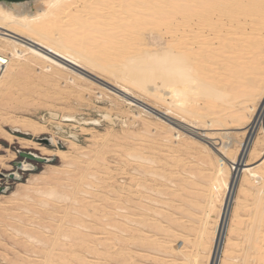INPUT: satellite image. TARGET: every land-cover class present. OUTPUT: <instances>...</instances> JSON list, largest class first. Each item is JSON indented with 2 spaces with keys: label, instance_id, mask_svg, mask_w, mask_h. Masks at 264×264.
Masks as SVG:
<instances>
[{
  "label": "bare ground",
  "instance_id": "bare-ground-1",
  "mask_svg": "<svg viewBox=\"0 0 264 264\" xmlns=\"http://www.w3.org/2000/svg\"><path fill=\"white\" fill-rule=\"evenodd\" d=\"M165 35H167V37H165ZM0 54H4L9 58V62L0 78V105L2 104L3 106L7 105V107L11 108L10 100L12 97H13L12 100H14V94L16 93L14 90L18 89L19 91L20 89H22L24 91V86H26V84L28 86L27 88H29L31 91H32V88L36 87L34 91L35 95H40L39 91L36 94V89L38 88L37 86L41 88L40 84L42 83H43L42 85H44L45 83L47 85L51 84V88L54 85L55 86L54 88L57 89V93H59L60 96L62 94H65L64 92H66L65 89H67V87H70V85L67 86L64 89V92L61 93L62 85H64L65 87L66 84L67 85L72 84L71 87L73 88V91H77L78 89L75 90V88L77 87V80H80V81L82 80L84 82H90V83L98 85L96 83L97 81L94 82L92 79L85 76V74L81 71L83 69L107 81L108 83L116 87L115 89H119L123 93L120 94L118 92L112 91L106 87L101 86L100 85L101 83H100L99 85L101 86L102 90L104 91L107 90L115 94L123 102L131 106H137L141 110L140 113L138 112L136 114H130L129 119L131 120L141 118L142 116L141 114H143L144 112L146 113V115L147 113H150L145 108H143L140 104V102L143 104H147V103L134 95L133 90L135 89V90L142 92L146 96H149L150 98H152L154 100V104L159 105V106L160 104L164 105L165 109L163 111L162 110L160 111H162L164 114L168 115L169 117L175 119L176 121H179L181 123L185 121L186 123L189 124V126L187 127L191 128L195 126L198 127V125H201L200 127L201 133L196 137L195 136L189 137L188 135H186L187 131H185L184 129L182 130V129L177 128L176 126H174V124L168 123L158 116H156V121L154 123H149L147 122V120L145 121V119H143L144 120L143 124L145 126L144 132H148L149 135L152 132L157 133V136L159 138H163V141L168 143V145H165V146L167 148L169 147L170 150L172 151H176L178 149L180 150L181 147L182 148L183 147L185 148L186 146L190 147L191 145L193 146L196 142H198L199 144H201V147L204 149L205 151L204 153H206L203 156L204 162L205 161L207 162L208 160L209 161L208 164H210L211 163L210 159L213 160V158H217L215 159L216 160L215 165H213L215 166L214 167V177H212L211 179L212 182L209 183L211 184V187H210V194L208 196L209 197L208 204L210 207L209 213L210 212L216 213V217L220 219L219 233L214 237L215 227L210 228L208 226L209 222L205 220L200 228L199 239L196 240L197 241L196 244L198 247L196 251L199 248H208L209 251L207 255V260L205 259L206 264H216L218 262L217 255L219 252V243H220L221 235H222V232L225 226V215H226V211L228 207V202L230 198L232 200V197H231L232 188H234V185L236 186L235 183H237L236 180L238 176H236V173L238 170V166H241V167L243 166L242 164L244 160L242 159H244L246 155H249L251 157H254L253 155H258V156L261 155L262 158L264 157V145H263L264 143L262 144L261 142L263 146L261 148V151H258L257 146L259 143L258 141L260 140H257L256 137H255L256 140H254V132H253V130L257 127L258 123L262 120V117H263L262 114H264V0H24V1H15V2L14 1L13 2L0 1ZM25 78H27L28 81L25 82L24 81ZM29 79H30V82H29ZM31 81L34 84H32ZM120 81L122 83L125 82L127 84L121 85ZM29 85L31 88L29 87ZM127 85L129 87H127ZM19 86L21 87L20 89H19ZM130 86H132V88H130ZM48 87H50V85ZM29 89H27V91H29ZM49 89L50 88L46 89L45 91L41 88L39 90L41 91L43 90L44 93L43 91L42 92L40 91L41 93H43L42 96L47 97L46 92H48ZM25 90H26V87H25ZM87 90L88 89H85L84 91H87ZM53 91H56V90H53ZM69 91L71 90H67V92ZM78 93L81 94L80 91ZM54 94H51V96H53ZM16 95H20V94L16 93ZM31 95H34V94L32 93ZM72 95L73 94H71L70 92V95L68 96L72 97ZM23 96H25L24 92L22 96H17V97L23 98ZM40 96L38 98H40ZM56 96H58V94L53 96V98ZM17 97H15V100L17 99V101L15 100L13 101V102H16L14 103L15 105L17 104L18 101H19L18 104L21 103ZM64 97H67V96L64 95ZM59 98L62 99L61 97ZM57 100L59 101V99ZM4 102L5 103L8 102L10 106H8L7 103L4 105ZM22 104L24 103L22 102ZM22 104H20V106H22ZM17 107H19V105ZM6 108L4 107L3 109H6ZM111 108H112V105H111ZM150 117H153V116H150ZM8 119L10 120V118ZM3 121H5V119ZM114 121L116 120L114 119ZM115 127H116V124H115ZM209 128H213V129L219 128V130H224V129L228 130L231 128L243 129V133L245 134L246 137L244 141L240 143L239 152L235 151L238 154L237 155L234 154V156H232L233 154L232 150L225 143H223L221 147H217L216 144L214 143L213 145L211 143L208 144L207 143L208 141L206 140V136H208V133L206 132V130H210ZM262 129L264 130V126L263 128L261 127V130ZM33 130L39 131L40 134L45 133L43 128H41L40 130L35 128ZM105 134L107 135V137H109L107 133ZM229 134L230 133L225 132L224 134H221V135L228 137ZM3 135H4V139L6 140H9V141L15 140L13 138L14 135H12L11 133L3 134ZM168 135H170V137ZM128 136L129 135H127V138H126L127 140H128ZM224 136L222 137L224 138ZM186 137L189 139H187ZM121 139L123 138L121 137ZM52 140H55L54 137H52ZM188 140H191L189 144H188L189 142ZM192 140H198V141H195V142L193 141L194 142L193 144ZM202 140L207 141V142H203ZM19 141L27 145L32 144V146L36 144L37 148L41 149L45 155L46 154L49 155L52 153L55 156H59L61 158H69L67 157V152L63 151L62 149L49 150L47 148L39 146L38 143H34V141L30 139L23 138V139H20ZM115 141L113 143H115ZM198 143L195 144V146L198 145L197 147H199L200 145ZM71 145L73 146L72 150L74 149V151L82 153L80 151L81 149L80 146H76L74 142L71 143ZM214 145H215V148H214ZM99 146L100 145H98L97 147ZM92 148H91V151H92ZM98 149H100V147ZM169 149H167L168 152H169ZM183 149H181L182 152H183ZM100 150L96 151V154L98 152H99L98 154H100L101 153ZM103 151L101 155L103 154ZM109 152L111 151L109 150ZM176 152H177V155L179 156L178 151ZM75 155H78V153H76ZM90 155L91 154L87 153V157ZM92 156H93V151H92ZM83 157H86V156L83 155ZM138 157L146 165L142 167L139 166L138 169L135 170L137 171V173L135 175L132 174L133 176H132L131 181L133 183L135 182L133 186H137L138 188L139 186H142V190L144 189L146 190V188L150 186H148L149 184L146 185L147 183L144 184L145 183L144 179H146L147 176L152 177V176L158 175V173L154 171V166L155 164H157V161L160 160L159 158L160 154H159V157H154V158L149 157V156L148 157L138 156ZM172 157L177 158L175 155ZM12 158L10 159L7 158V159L11 160ZM74 158L72 160H74ZM79 158L78 160L83 159V158H80V159ZM7 159L5 158V160ZM87 159H91V158H87ZM100 159L98 163L101 162ZM70 160H68L67 162L70 163L69 162ZM78 160L76 161L78 162ZM173 160L175 159L173 158ZM164 161L169 162L166 159H164ZM1 162H0V165H1ZM103 162H104L103 164L104 166L105 161ZM82 163L83 162H81V164L78 163L77 164L78 166L75 163L76 167L73 166L74 169L80 167V165L84 166L83 164L85 163L83 164ZM95 163H96L95 168L98 171L96 172L95 168L93 169L92 167L93 172L90 174L88 172V174H85V175H88V177L84 176V178L85 177L89 178V176L92 179L97 178L95 174L99 173V169L100 167H102L100 165L102 164L99 163L100 164L99 165L100 167H99L97 161ZM199 163H203V159ZM68 165L69 164H67V166ZM92 165H95V164H92ZM30 166L31 165H28L26 166V168H29ZM61 166L64 167V164L62 163ZM82 166L81 168H85V166L84 167ZM97 166L99 169L97 168ZM107 166L106 167L104 166L102 169L104 170L105 168L107 169ZM244 166L245 167L241 168V171L243 173V176L241 177L242 179L241 182L243 185L241 192L242 194H244L247 189L252 188V187L257 189L258 197H257V200L255 199L256 201L255 209H257V212L258 210H260V213L257 216V212L255 211L257 217H255V219L253 217L254 220L252 224L249 223V225H247L249 227L251 224L248 232L251 231L249 233H251L252 235H249L248 237H246V241L248 243L256 242L259 244L257 245V247H254L255 255L253 256V255L248 254L249 252H246V248L249 244L248 243L246 244L245 242L244 245H247V246L245 248L244 253H245V256L247 253V256L245 258H243L244 256L242 257L244 259L242 260V264L245 262L248 263L250 259L256 260L259 263L261 262L262 264H264V252H262L264 250V243L262 242L264 241V236L256 235L255 237L256 232L259 231L258 232L259 234L262 233L260 227L264 224V213H263L264 212V160L263 162L259 164H253V163L248 162V160H245ZM53 170H54V167H53ZM53 170H46V172L48 171L51 172ZM69 171H66V172H69ZM56 172H57V169H56ZM72 172H73V169H72ZM52 173H55V171H53ZM58 173H59V168H58ZM70 173H67V175L65 174L66 177L69 176L68 174ZM60 174L63 175L62 173H59V175ZM74 174L76 175V173ZM101 174L103 175V172ZM101 174H97V175L99 176ZM70 175L73 176V174H70ZM163 176L166 177V175H163ZM46 177H47L46 179H49L50 177L51 178L54 177V175L49 176V178L48 176ZM199 177L201 178L202 176H199ZM35 178H33L32 180L30 179L29 182L31 181L30 183L32 184L33 183L32 181ZM91 178L89 179L91 180ZM40 179H38L37 181L39 182ZM62 179H64L63 176H62ZM72 179H71V183L72 182L76 183L75 182L76 179L75 181H73ZM48 181H50V179ZM96 181L98 182V180ZM96 181L92 180L88 182L92 183ZM99 181L101 182V179ZM200 181H203V180H200ZM38 182L37 184H35L34 182L35 187L36 185H38ZM41 182L42 180L39 182V184ZM30 183L28 184L31 185ZM46 183L50 186L48 182ZM67 183H68V180H67ZM83 183H81L80 187L85 186L87 184V182H85L86 184L82 185ZM55 185L58 186V183ZM71 185L73 186V184ZM77 185H78V182H77ZM143 185L144 186L146 185L148 187L144 188ZM23 186L24 185H22V187ZM40 186L41 185H38V187ZM87 186H89V188L91 187L93 188V186L89 184H87L86 187ZM191 186H192L191 184H188V187L191 188ZM60 187L61 185L59 186V189L63 188V186L61 188ZM68 187L69 186L67 185L66 188ZM57 188L54 186V188L51 187V190L50 188L49 190L50 192H52L53 190ZM155 188L156 187H154V191L158 192V189H156L157 190L156 191ZM29 189L31 190V188ZM29 189L27 188V190ZM25 190L26 189H24V191ZM78 190L80 191V189ZM149 190H151V188ZM16 191L17 192L15 193L19 195L18 191L20 190H16ZM39 191L41 192V190ZM42 191L45 192V190H42ZM120 191L123 195L121 198L119 197L120 199H118L119 201L116 204L117 206H115L116 207L115 210H117L116 212L117 218L113 222H109V224H107L108 226L110 225L112 226V227H109L110 229L108 228V231H107L108 237L110 235L109 239L110 238L114 239L113 237L114 233L112 230L115 231L114 228H117L120 231V234L117 236V233H115L117 236L115 240L117 239V240L125 242V239L127 240L132 239L133 241L134 240L136 241L135 243H137V241L142 242L141 245L144 244V242L146 241L147 242L151 241L152 239H154L153 238L154 233H151L152 237H150L149 233H146L151 227V225L149 224V220H148L149 217H151L149 216L151 214L148 211H146V213L148 212L147 214H149L148 216L146 215V213H144L145 212L144 209L150 205H148L147 203H145L146 201H144V203L147 205V206H144V204L140 201L141 200L140 198H139L140 200H137L138 193L136 191L130 190L127 184L123 186ZM222 191H224V195H222ZM27 192L29 193V195H31L30 197L28 196L29 199L28 197L27 198L25 197L26 196L25 194H24L25 195L24 197H22L23 194L21 195V193L19 196L24 198L25 201L28 200L27 202L33 203L34 200L32 199H34V197L32 196H34V192H31V194L29 191ZM56 192L59 193V191L57 190ZM150 192H152V190L146 192V194L149 193L147 195L153 197L152 195L153 193H151L150 195ZM45 193L47 194V192ZM45 193L43 195H45ZM57 193L56 194L50 193V194H52V196H55V195L57 196L58 195ZM62 193L64 194V192ZM62 193H60V196H61L60 198H67L66 196L67 192L65 193V195H63V197H62ZM187 193H190V192L187 191ZM246 194L248 193L246 192ZM118 195L121 196V194H118ZM143 195L144 194H142V196ZM249 195L245 196L244 194L245 197ZM142 196L140 197L142 198ZM187 196L189 198L188 194ZM193 196L194 195L191 194V198ZM21 197L19 198L18 201L22 199ZM31 197H32L31 199L32 201L30 200ZM43 197L46 198L49 196L47 195ZM251 197H255V196H251ZM55 198L57 199L58 196ZM60 198L59 200H61ZM153 198L151 199L153 200ZM57 200L55 201L57 202ZM68 200H71L69 195H68ZM152 200H151V203H154V205H156L157 203L155 202V198H154V202H152ZM181 200L182 199H180V201ZM251 201H253V198ZM2 202L8 203V201L7 202L2 201ZM14 202L15 201H13L12 204H14ZM39 202H41V205H43L42 200L41 201L39 200ZM44 203L47 205L46 202ZM37 204L40 205V203H37ZM49 205H47V207ZM194 205L195 204H193V207ZM153 208H156V207H153ZM157 209L159 210V208H156V210ZM33 210H35V208ZM248 211L249 210H247V212ZM35 213H34V216H35ZM209 213H206L205 219H207V217L209 216ZM250 213L251 212H249V215ZM155 215L156 213L154 214V216ZM235 216H236V213L233 216V219L231 221V228H230L231 230L229 229L230 230L229 232L232 231V226L235 224L234 223ZM140 217L142 219H140ZM226 218H227V215H226ZM14 220H16V218H14ZM154 220H157V218L156 219L154 218ZM18 222L19 220H17V223ZM172 223L174 224V221ZM33 224L36 225V223L34 222ZM237 224H240V223H237ZM16 225H19V224H16ZM44 227L46 228L47 226L41 225L42 229H44ZM145 227H149V229L147 230ZM47 228L41 231H45L47 230ZM16 230L18 231L19 229H16ZM37 230H39L38 227H37ZM50 230L51 229L49 228V231ZM176 231L174 233H176ZM19 232H21V230H19ZM177 232H178L177 234L179 235V231ZM234 232H235V229L233 230V233ZM26 234L24 236L29 235V234L28 235ZM182 234L183 233H181V235ZM242 234H245V233L243 232ZM21 235L23 234L21 233ZM32 235H30V237ZM183 236L184 235H182V237ZM187 236L189 237V235H186L184 237H187ZM158 237H160L158 241L162 242L163 238H161V236H158ZM184 237L183 239L186 240V238ZM156 239L157 238L155 237V242L157 241ZM31 240L32 241L37 240V238L31 239ZM103 240H105V237ZM108 240L105 243H107ZM165 240L167 241V239ZM37 241L35 242L37 243ZM40 241L42 240L39 239V242ZM120 241H118L119 246L121 244ZM228 241H230V237L228 238ZM178 244L179 245H174L172 255L173 253L179 254L183 252V250L182 251L180 250L181 249L180 244H182V242L181 243L178 242ZM45 245L47 244L45 243ZM109 245L111 247V242L110 244L106 245L108 250L110 249V247H108ZM121 245L123 246V244ZM133 245H137V244H133ZM229 249L230 247L228 245L227 249H225V251L224 250L222 251L225 255V258L223 259V261L221 259V263L223 262V264L225 263L224 261L229 259V257H227L226 255H229L230 257L231 255H233L228 252ZM131 250L134 251V249H131ZM111 252H113V250ZM111 252L110 250L107 252L108 253L107 256L109 258L113 256ZM117 253L119 255L118 258L120 257L121 261H126L129 258L128 254H127L128 258L125 257L126 253L123 251V248L121 251L118 250ZM122 255H124V257H122ZM120 259H117V260H120ZM196 259L197 257H195V260L190 261L189 264H198L197 262L198 260ZM237 260L238 259L233 260V261H237ZM112 262L113 261L111 262L109 261L110 264H112ZM250 262L251 261H249V263ZM137 263L139 264L138 261ZM221 263L219 261L218 264H221ZM114 264H117V262Z\"/></svg>",
  "mask_w": 264,
  "mask_h": 264
},
{
  "label": "rangeland",
  "instance_id": "rangeland-1",
  "mask_svg": "<svg viewBox=\"0 0 264 264\" xmlns=\"http://www.w3.org/2000/svg\"><path fill=\"white\" fill-rule=\"evenodd\" d=\"M165 37H167V35H165ZM24 42H25V40H24ZM84 71H82V72L85 74V76L89 77L94 82L97 81L96 83L98 85L90 83V82H84L82 80L81 81L77 80V87L75 88V90L78 89L77 91L78 92L80 91L81 94H79L77 91H73V88L71 87L72 84H68V85L66 84L65 87H64V85L61 86L62 87L61 93L64 92V89L67 86L70 85V87H67V89H65L66 92H64L65 94H62L60 96L59 93H57V89L54 88L55 87L54 85L51 88V84L48 83L50 85V87H48L49 85H47L46 83H45L46 85L45 84L42 85L43 84L42 83V84H40V87L43 90L46 91V89H48V88H50V89L48 92H46V94H47V97H46V96H42L44 91L42 90L43 93H41L42 91L39 90L41 88H39V86H37L38 88L36 89V94L39 91V93L41 95L40 96V95H35V93H34L36 87L32 88V91H33L32 92L29 88H27L28 86L26 84V86H24V91L22 89H20L21 88L20 86H19L20 92L18 91V89L14 90L16 93L20 94V95H16V93H15L14 94V100H15V97L22 96L23 92H24V94H25V96H23V98L25 97L24 99L22 97H17L21 103L18 104V102H19L18 101L17 104L15 105L14 103H16V102H13L14 100H12V98H13L12 97L10 100L11 106L8 104V102H6L8 104V106H10L11 108L7 107V105L6 106H3V104L0 105V112H1L0 113L1 114L0 119H2V120H0L1 121L0 122V146H1L0 147V156L2 157V159L0 157V162L2 161L1 165H0V195H1L0 197L2 199L0 198V201L1 200L6 201V202L8 201V203L2 202V201L0 202V264H108L109 261L110 262L113 261L112 264H114L116 262H117V264H122V263L123 264H135V263H137V261L139 262V264H189L190 261L195 260V257H197L196 260H198L197 261L198 264H206L207 255H208L209 250H208V248H199L196 251V249L198 248L197 244H196V242H197L196 240L199 239L200 228H201V226L205 220H207L209 222L208 226L210 228L215 227L214 237L219 233L220 219H218L216 217V213H214V212L209 213L210 207L208 204V198H209L208 196L210 194V187H211V184H209V183L212 182L211 179H212V177H214V167L215 166H213V165H215V162H216L215 159H217V158H213V160L210 159L211 160L210 164H208L209 163L208 160H207V162L205 161L206 162L205 163L203 156L206 153H204L205 152L204 149L201 147V144H199L198 142H196L195 144L198 143L200 145L199 147H197L198 145L195 146V144H194V142L198 141V140H192V142L194 141L193 142L194 147L191 145L192 144L191 143L190 147H188V146H186L185 148L183 147L184 149L181 147V149H183V152L181 151V149L176 150V151H178V154H179V156H178L176 151H172L169 149V147L167 148L165 146V145H168V143L163 141V138H159L157 136V133L152 132L149 135L148 132H144L145 126L143 124V121H144L143 119H145V121L147 120V122H149V123H154L156 121V116H158V117L162 118L163 120H165L166 122L174 124V126H176L177 128L182 129V130L184 129L185 131H187L186 135H188L189 137L198 136L201 133V128H200L201 125H198V127H196V126L191 127V128L187 127V126H189V124L186 123L185 121L181 123V122L176 121L175 119L169 117L168 115L164 114L162 112L165 109L164 105L160 104V106H159V105L154 104V100L152 98H150L149 96H146L142 92L135 90V89L133 90L134 95L147 103V104H143L140 102L141 106L152 114L147 113V115H146V113L144 112L143 114H141L142 115L141 118L131 120V119H129V115L130 114H136L138 112L140 113L141 110L137 106H131V105H128L127 103L123 102L115 94H113L107 90H105V91L102 90L101 86L106 87L112 91L118 92L120 94L123 93L119 89H115L116 87H114L113 85H111L107 81L99 78L98 76H96L94 74H91L88 71H85V72ZM95 79H97V80H95ZM24 81L26 82V81H28V79L25 78ZM99 81H101V82H99ZM29 82H30V79H29ZM124 83H122L120 81L121 85L127 84V83H125V84ZM32 84H34V83L32 82ZM33 86H35V85H33ZM25 87H26V90H25ZM29 87H30V85H29ZM79 87H81V88H79ZM127 87H129V86L127 85ZM130 88H132V86H130ZM27 89H29L30 92L27 91ZM52 89L56 90V91H53ZM85 89H88L89 91L88 90L84 91ZM67 90H71V91L67 92ZM21 91H22V93H21ZM54 92H55V94H54ZM70 92H71V94H73L72 97L68 96V95H70ZM28 93L31 97L28 95ZM32 93L34 95H31ZM77 93H78V95H77ZM51 94H54L53 96L58 94V96H56L58 98H56V97L53 98V96H51ZM27 95L29 98L27 97ZM64 95L67 97H64ZM39 96H40V98H38ZM59 97H61L62 99H60ZM146 98H147V100H146ZM57 99H59V101ZM104 99H105V101H104ZM39 100H41V101H39ZM15 101H17V99ZM46 101H47V103H46ZM22 102L24 104H22ZM6 103L4 102V105ZM20 104H22V106H20ZM18 105H19V107H17ZM111 105H112V108H111ZM1 106H3V107H1ZM4 107L5 108L7 107V108L3 109ZM132 109H134L135 111ZM160 110H162V111H160ZM3 113H5V114H3ZM262 115H263L262 120L258 123L257 127L253 130L254 140H256V138H257V140H260V141H258L259 143L257 146L258 151H261V148L264 145L263 144L264 138H262V137H264V130L263 129L261 130V127L263 128V126H264V114H262ZM150 116H153V117H150ZM6 118H7V120H6ZM8 118H10V120ZM4 119H5V121H3ZM114 119L116 121H114ZM117 122H119V123H117ZM115 124H116L117 128L115 127ZM111 125H113V126H111ZM120 125L123 127H121ZM35 128H37L38 130L43 128L45 133L40 134L39 131L33 130ZM213 128H209L210 130H206V132L208 133V136H206V140L208 142L204 141V140H202V141L207 142L208 144L211 143L212 145L214 143V144H216L217 147H221L223 145V143H225L232 150V153H233L232 156H234V154L237 155L238 153H236V152L237 151L239 152L240 143L242 141H244V139L246 137L245 134L243 133V129L231 128L228 130L227 129L219 130V128H217V129L216 128L213 129ZM109 129H110V131H109ZM133 130H135V131H133ZM17 131H19V132H17ZM106 131H108V132H106ZM225 132L230 133L228 137L221 135V134H224ZM8 133L9 134L11 133L12 135H14L13 138L15 140L9 141V140L4 139L3 134H8ZM105 133H107V134L109 133L108 134L109 137H107V135ZM139 133H140V135H139ZM219 133H221V134H219ZM99 135H101V136H99ZM127 135H129L128 140L126 139ZM112 136H113V138H112ZM168 136L170 137V135H168ZM222 136H224V138ZM52 137H54L55 140H52ZM121 137L123 139H121ZM23 138L24 139H30V140L34 141V143H38L39 146L47 148L49 150L62 149L63 151L67 152V157H69V158H61L59 156H55L52 153L49 155H47V154L45 155L41 149L37 148L36 144L32 146V144L27 145V144H23L22 142L19 141L20 139H23ZM119 138H120V140H119ZM187 139H189V138H187ZM115 140H117V141H115ZM114 141H115V143H113ZM188 141H189L188 142V144H189L191 142V140H188ZM73 142L76 144V146L81 147L80 151L82 153L76 152V151H74V149L72 150L73 146L71 145V143H73ZM261 142L263 145L261 144ZM118 144H120V145H118ZM98 145H100L99 147L101 150L98 149L99 148V147H97ZM26 146H28V147H26ZM69 146L70 147L72 146V147L70 148ZM92 146H93V148H92ZM103 146H104V148H103ZM91 148L93 151V156H92ZM102 148L104 149V151ZM162 148H163V150H162ZM214 148H215V145H214ZM107 149H108V151H107ZM167 149H169V152L167 151ZM185 149H186V151H185ZM99 150L101 153L103 151L104 155L103 154L101 155V153L98 154L99 153L98 152L97 153L99 155L98 156L96 154V151H99ZM109 150L111 152H109ZM165 150H166V152H165ZM83 152H84V154H83ZM76 153H78L79 156L75 155ZM87 153L91 154V155L87 157ZM94 153H95V155H94ZM27 154H33L38 158L32 159V158L28 157ZM68 154L69 155L71 154V155L69 156ZM159 154H160V157H159ZM11 155L13 158L11 157ZM73 155H75V156H73ZM83 155L86 157H83ZM174 155L177 158L172 157ZM3 156H5V157H3ZM112 156H114V157H112ZM138 156H146V157L149 156V157H153V158L154 157L160 158V160H158L157 164H155V166H154V171H156L158 173V175H155L152 177L147 176V178L144 179L145 183L144 182L143 183L144 184L147 183L146 185L149 184L148 186H150V187H148L146 185L145 186L143 185L144 188L148 187V188H146V190L145 189L142 190V186H139V188L137 186H133V184H135V182L133 183L131 181L132 176L137 173V171H135V170L138 169L139 166L142 167V166L146 165L144 162H142V160H140V158ZM253 156L254 157L246 155V157L244 159H242V160H244L242 167H245L244 166L245 160H248V162L253 163V164H259V163L263 162V160H264V157L262 158L261 155H259V156L253 155ZM79 157L83 158V159L86 158V159H84L86 162L83 159H80ZM96 157L97 158L99 157L98 160ZM201 157H203V158H201ZM216 157H217V155H216ZM5 158L6 159L12 158V159L11 160L7 159L8 160L7 161V160H5ZM73 158H74V160H72ZM78 158L80 160H78ZM87 158H91V159H87ZM100 158L103 161H105V165H104L105 167L108 164L107 169L106 168H105V170L102 169L104 167L103 166L104 162ZM173 158L175 160H173ZM99 159L102 162V163L101 162H99V163L102 165H100L98 163ZM110 159H112V160H110ZM164 159L168 160L170 163L167 161L165 162ZM202 159H203V163H199V162H201ZM205 159H206V157H205ZM68 160H70L69 161L70 163L67 162ZM76 160H78V162ZM95 160L97 161L98 166L99 165L102 166V167L99 166L100 169L104 170L105 172L100 170L97 166V168L99 169V173H97V174H101L103 172V175L101 174V175H99L100 176L99 177L97 174H95L97 176L96 179L93 176L92 177L94 179H92L89 176V178H91V180H90L89 178H86V177H88V175H85V174H88V172H89V174L93 172L92 170L96 166ZM226 160H227V158H226ZM60 161L64 164V167L61 166L62 163ZM81 162L85 163V164L82 163L85 166V168H81L82 165H80V167L76 168L77 170L74 169V167H76V165L78 163L81 164ZM66 163L69 164L68 165L69 167L67 166ZM75 163H76V165H75ZM91 163L95 164V165H92ZM70 164H72V165H70ZM23 165H24V167H23ZM25 165L26 166L31 165V166L29 168H26ZM52 166L54 167V170H53ZM58 166H60V167H58ZM84 166H82V167H84ZM125 166H126V168H125ZM234 166H236V165H234ZM47 167H48V169H47ZM87 167H88V169H87ZM92 167H93V169H92ZM242 167L238 166V170L236 173V176H238V178L236 180L237 183H235L236 186L234 185V188H232L231 209H230V214H229V218H228V223H227L226 227L224 226L225 235H224V229H223V232L221 235V240L219 243V250H220V244H221L222 238L224 237V241L222 244L221 251H219L220 253L218 252L220 254L219 257L217 255L218 263H219V261L221 263V259L223 261V259L225 258V255L222 251L223 250L225 251V249H227V246L229 245L230 249L228 252L230 254H233V255H231V257L229 255H226L227 257H229V259L224 261L225 262L224 264H238L239 262H240L239 264H242V260H244L243 258H245L247 256V253H246V256L244 253L245 248L247 246L244 244H245V242H246V244L248 243L246 241V237H248L249 235H252L251 233H249L251 231L248 232V230L250 229L249 227L251 226L255 217H257L258 214L260 213V210H258V212H257V209H255V206H256L255 205L256 204L255 199L257 200V197H258L257 196V194H258L257 189L252 187V188H249L250 190L249 189L246 190V192L248 194H246V192L245 193L243 192L245 194V196L251 194L247 197H245L244 194H242V192H241L242 186H243L242 182H241V180H242L241 177L243 176V173L241 171ZM58 168H59V173L63 174V175L60 174L61 177L58 173ZM90 168H91V170H90ZM56 169H57V172H56ZM68 169L69 170L71 169V170L69 171ZM72 169H73V172H72ZM46 170H53V171H55V173H52L53 171L46 172ZM95 170H96V168H95ZM64 171L65 172L69 171V172L65 173ZM97 171L98 170H96V172ZM106 171H107V173H106ZM43 172H45V173H43ZM85 172H87V173H85ZM67 173L73 174V176L74 177L76 176V177L74 178L70 174H68L69 176L66 177ZM74 173H76V175ZM129 174H131V175H129ZM44 175L48 176V178H49V176H52V175H54V177H52V178L50 177L49 178L50 181H48L49 179H46L47 177ZM163 175H166V177H164ZM62 176L65 180L62 179ZM84 176H86L85 178L87 181L85 180ZM199 176H202V177L200 178ZM31 177H32V179L35 177L37 178V179L36 178L34 179L36 181H34V180L32 181L33 185H34V182H35V184H37V182H38L37 180L41 178L39 180V182L41 180H42V182L40 184L38 182V185H41V186L40 187H38V185H36V187H35V185L33 186L30 183L31 181L29 182ZM68 177H69V179H68ZM72 177H73V179H72ZM98 177H99V179H98ZM56 178H58V179H56ZM70 178L73 181H75V179H76V181H75L76 183H74V182L71 183ZM197 178H198V180H197ZM100 179H101V182L99 181ZM44 180L46 182H48L50 184V186ZM67 180H68V183H67ZM69 180H70V182H69ZM83 180L85 182H87V184L93 186V188L91 186H90L91 188H89V186L86 187L87 184ZM92 180H95V181L98 180L99 183L97 181H96L97 183L92 182L93 184L88 182V181H92ZM200 180H203V181H200ZM62 181H64V182H62ZM77 182H78V185H77ZM28 183H30L31 185H29ZM57 183H58V186L55 185ZM81 183H83L82 185H85V184L86 185L80 187ZM140 183H142V182H140ZM26 184H27V186H26ZM71 184H73V186ZM126 184L130 190L136 191L138 193L137 194V200L141 199L140 201L144 204V206H147L145 203L150 205L144 209L145 210L144 213H146V211H148L151 214V215H149V214H147L148 212L146 213L147 216L148 215L151 216L148 219L151 227H150V229H149V227H145V228L147 230L149 229L148 232H146V233H149L150 237H152L151 233H154V236H153L154 239H152L154 241L151 240L148 242L147 241L144 242V244H142L143 247L141 245L142 242H140V241H137V243H135L136 241L135 240L133 241L132 239H128V240L125 239V242L117 240V239L115 240V238L120 234V231L117 228H114L115 231L112 230L114 233L113 234L114 239H111V238L109 239L110 235L108 237V232H107L108 228L112 227V226L111 225L108 226L107 224H109V222H113L117 218V214H116L117 210H115V208H116L115 206H117L116 204L119 201L118 199H120L123 195L120 190ZM188 184L192 185L191 188L188 187ZM22 185H24V186L22 187ZM52 185H54L56 188L57 187L58 188L55 190L52 189L53 191L50 192L51 187L54 188V186H52ZM60 185H61V187L63 186L62 189H59ZM67 185L69 186L68 188H66ZM152 185L154 187H156L155 190L158 189V192L154 191V187ZM31 186L34 188H32ZM48 187L50 188V190ZM27 188L28 189L31 188L32 191L30 189L27 190ZM41 188H43V189H41ZM64 188H66V189H64ZM70 188H72V189H70ZM150 188L152 190V192H150V195H151V193H153L152 195L155 198V202L157 203L156 205H154V203H151V200H152L151 198H153V197L147 195L149 193L146 194V192L151 191V190H149ZM24 189L29 191L30 194H31V192H34V196H32V197H34V199H32V197L30 198V200L31 199L34 200L33 203L27 202L28 200L25 201V199L22 198L25 195H26L25 196L26 198L28 196L29 197L31 196V195H29V193L26 190L24 191ZM68 189H70V190H68ZM78 189H80V191ZM16 190H20V191H18V193H19V195H20V193H21V195L23 194L22 197L17 195V193H15V192H17ZM33 190H35V191H33ZM39 190H41L42 193ZM42 190H45V192H47V194L45 192H43ZM56 190L59 191V193H57ZM187 191H189L190 193H187ZM62 192H64V194ZM66 192L69 195L71 200H68L67 194H66L67 198H60L61 197L60 193H62V197H63V195H65ZM69 192H71V193H69ZM118 192H120V193H118ZM253 192H255V193H253ZM44 193H45V195H43ZM50 193H52V194L57 193L58 194L57 195L58 200L55 198V197H57L56 195L52 196V194H50ZM40 194H42V195H40ZM118 194H121V196ZM142 194H144V195L142 196ZM187 194L189 195V198H188ZM191 194L194 195L192 198H191ZM10 195H12V196H10ZM47 195L49 197H46V198L43 197V196H47ZM222 195H224V191H222ZM14 196H16L17 198ZM39 196H41V197H39ZM51 196L53 197V199ZM140 196H142V198ZM251 196H255V197H251ZM20 197L24 201L22 199L20 201H18ZM29 197H28V199H29ZM75 197H76V199H75ZM49 198H51V199H49ZM59 198L61 200H59ZM154 198H153L152 202H154ZM252 198H253V201H251ZM14 199H16V200H14ZM74 199L77 203L74 201ZM180 199H182L181 200L182 203H181ZM39 200L40 201L42 200L43 205H41V202H39ZM55 200H57V202ZM148 200H150V201H148ZM13 201H15L14 202L15 205L12 204ZM70 201H71V203H70ZM144 201H146V202L144 203ZM16 202H17L18 206H17ZM44 202H46L47 205H49V203H50V205L47 207V205ZM29 203L30 204L32 203V204L30 205ZM37 203H40V205H38ZM193 204H195L194 205L195 208L193 207ZM153 207L159 208V210L158 209L156 210V208H153ZM27 208H29V209H27ZM34 208H35V210H33ZM236 208H238V209H236ZM251 209H252V211H251ZM247 210H249V211L247 212ZM152 211L154 212V214L156 213L155 216H154ZM255 211L257 212V216H256ZM30 212H32V213H30ZM249 212H251L250 215H249ZM254 212H255V214H254ZM34 213H35V216H34ZM171 213H173V214H171ZM206 213H209V216L207 217V219H205ZM235 213H236V216L234 217V223L235 224L232 226V231L229 232L231 230L230 229L231 228V221H232ZM157 214H159V215H157ZM141 217H140V219H142ZM153 217L155 219L157 218V220H154ZM253 217H254V219H253ZM14 218H16V220H14ZM17 220H19L18 223H17ZM173 221H174V224L172 223ZM33 222L36 223V225L33 224ZM237 223H240V224H237ZM249 223H251V224L248 227L247 225H249ZM16 224H19L20 226L16 225ZM41 225L47 226L48 227V228L46 227L47 230L41 231V230L46 229L45 227H44V229H42ZM36 226L38 227L39 230H37ZM12 227L13 228L15 227V228L13 229ZM23 227H24V229H23ZM142 227H144V226H142ZM49 228L51 229L50 231H49ZM260 228H261L262 233L259 234L258 233L259 231L256 232L255 237H256V235H258V236L263 235L264 236V233H263L264 232L263 231L264 230V224ZM16 229L21 230V232H19V230L17 231ZM176 229H177V231H179V235L177 234L178 232L176 231ZM234 229H235V232L233 233ZM174 230L176 231V233H174L175 232ZM23 232H25V233H23ZM243 232L245 234H242ZM21 233L23 235H21ZM115 233H117V236ZM181 233H183L182 235H184V236L189 235V237L183 236L184 238H186V240H185V239H183ZM247 233H248V235H247ZM25 234L26 235L29 234V235L24 236ZM66 234H68V235H66ZM175 234H177V235H175ZM30 235H32V236L30 237ZM156 235L161 236V238H163L162 242L158 241L160 239V237H158ZM35 237L37 238L38 241L37 240H33V241L31 240V239H36ZM104 237H105V240H103ZM155 237L157 238L156 242H155ZM229 237H230V241H228ZM39 239L42 240L43 242L42 241L39 242ZM165 239H167V241ZM241 239H243V240H241ZM107 240H108V242L105 243ZM111 240H113V241L115 240L114 241L115 243ZM35 241H37V243ZM118 241H120V243L123 244V246L120 243H119L120 244V246H119ZM171 241H173V242H171ZM110 242H111V247H110V245L108 247H110V249H109L110 252L113 250V252H111L113 256L109 258L107 256V254H108L107 252L109 250H108L106 245L110 244ZM122 242H124V243H122ZM165 242H166V244H165ZM178 242H180V243L182 242V244H180L181 245L180 250L181 251L183 250L184 253L183 252L179 253V254L173 253V255H172L174 245H179ZM262 242L264 243V241H262ZM45 243L47 245H45ZM252 243H248L249 245L246 248V252H249L248 254L254 256L255 255L254 254V252H255L254 247H257V245L259 243H256V242H252ZM133 244H137V245H133ZM113 248H115V249H113ZM122 248H123V251L126 253L125 257L126 258L129 257L126 261H121L120 257L118 258L119 255L117 252H118V250L121 251ZM124 248L125 249L127 248V249L125 250ZM130 248L134 249V251L137 250L139 252L136 251L137 252L136 253L133 250H131ZM164 251L167 253H165ZM195 252L196 253L198 252V253L196 254ZM262 252H264V250ZM243 253H244V255H243ZM251 253H253V254H251ZM132 256H133V258H132ZM122 257H124V255H122ZM134 257H135V259H134ZM117 259H120V260H117ZM236 259H238V260L233 261ZM133 260L135 261V263ZM106 261H108V262H106ZM246 261H247V259H246ZM249 261H251V262L249 263ZM249 261H248V263L245 262L243 264H253V262H254V264H256V263L260 264L261 263V262L259 263L258 261L251 260V259ZM131 262H133V263H131ZM221 264H223V262Z\"/></svg>",
  "mask_w": 264,
  "mask_h": 264
},
{
  "label": "water",
  "instance_id": "water-1",
  "mask_svg": "<svg viewBox=\"0 0 264 264\" xmlns=\"http://www.w3.org/2000/svg\"><path fill=\"white\" fill-rule=\"evenodd\" d=\"M0 1H7V2H15V1H24V0H0ZM81 71H84L83 69L81 70ZM27 156L28 157H30V158H32V159H35V158H38V157H36L35 155H33V154H27ZM20 165V164H19ZM237 182V181H236ZM232 197V196H231ZM231 203H232V201H231V198L229 199V202H228V207H227V211H226V215H227V218H226V215H225V226L227 225V223H228V218H229V214H230V209H231ZM224 235H225V229H224ZM223 235V236H224ZM223 241H224V237L222 238V241H221V244H220V250L219 251H221V248H222V244H223ZM220 253V252H219ZM218 253V257H219V254ZM216 264H218V262L216 263Z\"/></svg>",
  "mask_w": 264,
  "mask_h": 264
},
{
  "label": "built area",
  "instance_id": "built-area-1",
  "mask_svg": "<svg viewBox=\"0 0 264 264\" xmlns=\"http://www.w3.org/2000/svg\"><path fill=\"white\" fill-rule=\"evenodd\" d=\"M8 62H9V58L4 54H0V78H1Z\"/></svg>",
  "mask_w": 264,
  "mask_h": 264
}]
</instances>
